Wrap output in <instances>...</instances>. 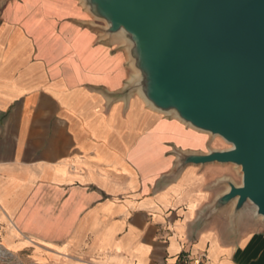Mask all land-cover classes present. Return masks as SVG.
<instances>
[{"label": "crops", "instance_id": "0c3cea01", "mask_svg": "<svg viewBox=\"0 0 264 264\" xmlns=\"http://www.w3.org/2000/svg\"><path fill=\"white\" fill-rule=\"evenodd\" d=\"M81 0H0V244L40 264H264V224L209 213L227 165L130 91ZM100 27V26H99ZM104 27V26H101Z\"/></svg>", "mask_w": 264, "mask_h": 264}, {"label": "water", "instance_id": "95a60500", "mask_svg": "<svg viewBox=\"0 0 264 264\" xmlns=\"http://www.w3.org/2000/svg\"><path fill=\"white\" fill-rule=\"evenodd\" d=\"M108 38H121L136 70L130 91L155 111L231 145L179 156L188 164L235 165L242 181L210 214L251 203L264 220V0H81Z\"/></svg>", "mask_w": 264, "mask_h": 264}, {"label": "rangeland", "instance_id": "374dc122", "mask_svg": "<svg viewBox=\"0 0 264 264\" xmlns=\"http://www.w3.org/2000/svg\"><path fill=\"white\" fill-rule=\"evenodd\" d=\"M91 21L98 27L105 26V23L102 20L95 19L94 17L91 18ZM207 136L209 139V146H208L209 149L227 150L231 148V145L228 144L221 137L212 136L210 134H207ZM227 166H228L227 174L222 178H227L234 185L239 186L242 181V174L240 168L235 165H227ZM220 179L215 182L214 188L216 189V191L227 189L228 187L227 183L222 180L220 181ZM234 204L235 202H232L229 205L220 209L218 212L221 211L229 212L228 216L229 219L231 220ZM238 216L240 217L244 216L248 219H256L264 224V220L261 217L255 215V209L252 206V204L249 202L244 205L243 210L240 211L235 218H237ZM0 264H40V263H38L36 260H34L31 257V253L29 251L13 252L3 248L0 244Z\"/></svg>", "mask_w": 264, "mask_h": 264}, {"label": "built area", "instance_id": "2783aa9c", "mask_svg": "<svg viewBox=\"0 0 264 264\" xmlns=\"http://www.w3.org/2000/svg\"><path fill=\"white\" fill-rule=\"evenodd\" d=\"M195 264H200L199 262H196Z\"/></svg>", "mask_w": 264, "mask_h": 264}]
</instances>
